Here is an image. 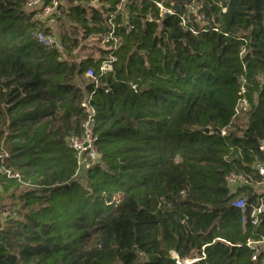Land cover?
Masks as SVG:
<instances>
[{
	"label": "trees",
	"instance_id": "1",
	"mask_svg": "<svg viewBox=\"0 0 264 264\" xmlns=\"http://www.w3.org/2000/svg\"><path fill=\"white\" fill-rule=\"evenodd\" d=\"M70 1L58 21L71 32L50 48L25 0H0V153L20 175L0 193L21 204L0 203V264H264V247L248 246L264 240L259 193L227 182L264 180V0H127L117 49L80 60L119 0ZM87 99L100 158L83 183L67 138L82 133Z\"/></svg>",
	"mask_w": 264,
	"mask_h": 264
},
{
	"label": "built area",
	"instance_id": "2",
	"mask_svg": "<svg viewBox=\"0 0 264 264\" xmlns=\"http://www.w3.org/2000/svg\"><path fill=\"white\" fill-rule=\"evenodd\" d=\"M99 0H92V4L97 3ZM127 0H119L116 7V11L109 14V27L110 31L107 35L102 38L109 45V50H115L118 44L121 42V37L115 33L116 25L114 24L117 14L123 13L127 14L126 11ZM161 9V16L171 15L174 13L172 9H164L162 4H158ZM25 6L28 10L34 12L35 19L45 25V27L52 26L59 17H62L63 11L61 8L60 0H25ZM204 19V16H202ZM183 24L184 21H183ZM36 39L47 47L54 48L58 47V40L54 37L53 33L46 34L45 32L39 30L36 33ZM111 43V44H109ZM116 61V56L113 53H109L103 60L100 66L102 73L111 72L113 70V63ZM87 78H94V72L92 69L88 70L86 73ZM82 106L85 109V119L82 124V133L80 135H71L67 138V143L77 152L78 161L80 166L84 161H91L95 163L99 160L100 154L97 149V135L95 134V109L90 105L89 100L84 101ZM250 110L247 99L241 98L238 102V106L235 110V118H237L242 113H247ZM222 134L225 135L227 130L222 129ZM261 151H264V142L260 147ZM7 154L0 153V179L3 176L7 177H17L20 178L19 174H13L12 171L8 170L5 166V161ZM257 172L260 176L264 177V164H256ZM227 182L232 191H236L238 187L253 185L259 190L258 202L251 213V219L253 224H258L260 221V216L264 213V180L255 182L251 177L246 176L243 173L232 172L227 177ZM235 206L244 211L246 203L243 199H239L235 202ZM249 247H264V240L260 241H248ZM253 260L257 261V252L253 256ZM192 260L186 261L184 264L191 263ZM181 264V263H179Z\"/></svg>",
	"mask_w": 264,
	"mask_h": 264
},
{
	"label": "rangeland",
	"instance_id": "3",
	"mask_svg": "<svg viewBox=\"0 0 264 264\" xmlns=\"http://www.w3.org/2000/svg\"><path fill=\"white\" fill-rule=\"evenodd\" d=\"M61 5L64 7V11L68 9L70 0H60ZM70 1V2H69ZM93 6L98 7L99 5L97 3L93 4ZM190 10L193 12H196V4L193 3L190 6ZM50 30L53 33L54 37L58 40V45H60V36L65 32H71L70 23L67 20H61L56 21L52 26H50ZM108 44L104 41L103 38L100 36H93L89 39L83 41L77 50V52L80 54L77 60L84 59V58H93V59H99L102 55H105V52L107 53ZM235 121L238 123L239 127H244L246 121H247V114L242 113L239 115ZM91 165V161H84L82 165L79 168L77 178L84 183V176L86 175V169L88 166ZM260 189H257L258 193ZM20 194V191L17 192V195ZM0 203L4 204L6 206V209L11 210H17L20 208V203L18 200H13L9 198V196L6 193L1 192L0 193ZM15 207V208H14ZM264 250V248H262Z\"/></svg>",
	"mask_w": 264,
	"mask_h": 264
},
{
	"label": "water",
	"instance_id": "4",
	"mask_svg": "<svg viewBox=\"0 0 264 264\" xmlns=\"http://www.w3.org/2000/svg\"><path fill=\"white\" fill-rule=\"evenodd\" d=\"M177 9H178V7H177ZM167 16H169V15H167Z\"/></svg>",
	"mask_w": 264,
	"mask_h": 264
}]
</instances>
